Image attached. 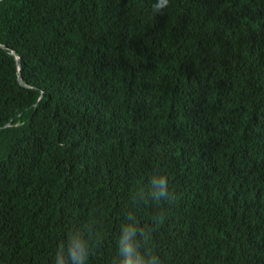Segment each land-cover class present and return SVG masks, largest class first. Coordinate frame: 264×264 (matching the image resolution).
Masks as SVG:
<instances>
[{"label": "trees", "instance_id": "16d2710c", "mask_svg": "<svg viewBox=\"0 0 264 264\" xmlns=\"http://www.w3.org/2000/svg\"><path fill=\"white\" fill-rule=\"evenodd\" d=\"M157 3L0 0V264H264V0Z\"/></svg>", "mask_w": 264, "mask_h": 264}, {"label": "clouds", "instance_id": "9594fccd", "mask_svg": "<svg viewBox=\"0 0 264 264\" xmlns=\"http://www.w3.org/2000/svg\"><path fill=\"white\" fill-rule=\"evenodd\" d=\"M168 3V0H158V3L154 6L156 9H161L163 7H165ZM156 184L159 188V192H160V196L164 197L166 196V194L168 193V180H167V176L165 175H160L158 177V180L156 181ZM130 251V249H129ZM80 256H77V260L79 262ZM124 264H128L127 261L124 262Z\"/></svg>", "mask_w": 264, "mask_h": 264}]
</instances>
